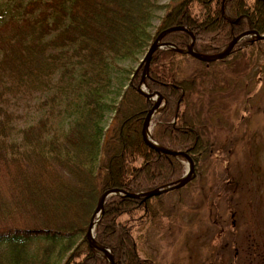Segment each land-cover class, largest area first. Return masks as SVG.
Instances as JSON below:
<instances>
[{
    "label": "trees",
    "instance_id": "obj_1",
    "mask_svg": "<svg viewBox=\"0 0 264 264\" xmlns=\"http://www.w3.org/2000/svg\"><path fill=\"white\" fill-rule=\"evenodd\" d=\"M153 18L160 21L154 34ZM173 25L194 34L196 52L213 55L246 29L263 34L264 4L0 0V264H108L85 237L103 190L144 193L182 176L181 157L142 141L140 129L152 101L134 88L142 67L121 65L140 61L156 33ZM162 40L182 50L190 36L170 31ZM259 42L264 40L245 37L232 50ZM151 56L145 86L163 98L151 140L188 153L195 171L198 164L199 172L178 192L204 173L199 162L213 150L201 128L198 76L203 72L197 65L221 60L203 63L168 47ZM111 113L113 126L104 130ZM175 192L146 200L105 199L94 238L111 250L114 264H157L138 249V231L162 211L151 202L160 204ZM136 219L137 231L130 223Z\"/></svg>",
    "mask_w": 264,
    "mask_h": 264
},
{
    "label": "rangeland",
    "instance_id": "obj_2",
    "mask_svg": "<svg viewBox=\"0 0 264 264\" xmlns=\"http://www.w3.org/2000/svg\"><path fill=\"white\" fill-rule=\"evenodd\" d=\"M152 22L154 34L160 21ZM232 49L225 61L197 65L201 128L213 149L199 162L204 173L188 189L152 201L162 211L138 231V249L157 264H264V42ZM121 65L137 69L139 61ZM181 161L183 175L188 161ZM130 223L141 228L139 219Z\"/></svg>",
    "mask_w": 264,
    "mask_h": 264
},
{
    "label": "water",
    "instance_id": "obj_3",
    "mask_svg": "<svg viewBox=\"0 0 264 264\" xmlns=\"http://www.w3.org/2000/svg\"><path fill=\"white\" fill-rule=\"evenodd\" d=\"M262 2L264 4V0H262ZM221 10H222V8H221ZM181 30L189 33L190 38H191L190 44L187 46L186 49H182V50L176 49V47L173 44H170L168 42H164V41L160 40L166 33H170V31H181ZM247 35H253L255 37V39L264 40V35L259 34L257 31L246 30L245 32L233 37L230 40V42L224 47V49L221 50L220 52L214 53L213 55H208L205 53L202 54V53L195 52L193 50L194 34L189 32L185 26L181 25V26H170V28L160 30V32L157 33L156 37L150 43V46L148 47V49L146 50V52L143 55V58L140 61V65H142L143 68H142V72L140 74V81L135 86V88L139 94H142L145 98L153 101L152 106L146 111L144 118H143L142 126L140 129L141 139L151 149H153L157 152H160L163 154H165V153L170 154L174 157H176V156L182 157L183 159L188 161V167H187V170L185 171V174L183 176H181L179 179H177V181L174 182L173 184H171V185L169 184L164 188L156 187V189L148 190L144 193H139V192L138 193L137 192L129 193V192L122 190L121 188H118V187L107 188V189L103 190V192L99 195V198H98V200L95 204L94 210H93V214L90 217V221H89L87 229H86L87 230L86 231V240H88L89 246L93 250L100 251L104 255L105 259L108 261V264H114L111 251L107 247L100 245L93 237L94 227L100 221V219H101L100 217L103 213L104 200L106 198H108V196H111V195H119V196L125 195V196H129L133 199L141 198L142 200H146V198L156 196V195H160L162 193H166L169 190H177L178 188L185 186L188 183V181L195 176L194 162L192 161V159L188 153H186L185 151H172V150H169L166 148L164 149L155 141H151L149 135L147 137V133H149L148 127H149V124L151 122L150 119L152 118L153 114L158 110V107L163 100V98L161 97V95L158 92L149 93V92H146L145 88H144L145 76L148 73L149 63H150V60L152 57L151 56L152 53L155 50L159 49L160 47L166 46V47H172L173 49H176V51H178L179 53L189 54L190 56L196 58L197 60H199L201 62H204V61L210 62V61H214L217 59L225 58V56L230 53V50L235 45V43L238 42V40H240L242 37H245ZM152 96H155L156 99L152 98Z\"/></svg>",
    "mask_w": 264,
    "mask_h": 264
},
{
    "label": "bare ground",
    "instance_id": "obj_4",
    "mask_svg": "<svg viewBox=\"0 0 264 264\" xmlns=\"http://www.w3.org/2000/svg\"><path fill=\"white\" fill-rule=\"evenodd\" d=\"M152 98L156 99L155 96H152ZM156 113V112H155ZM155 113L153 114V116L155 115ZM144 118V117H143ZM153 118V117H152ZM151 118V119H152ZM147 137H148V133H147ZM162 147V146H161Z\"/></svg>",
    "mask_w": 264,
    "mask_h": 264
}]
</instances>
